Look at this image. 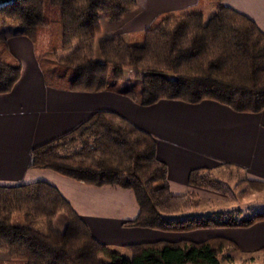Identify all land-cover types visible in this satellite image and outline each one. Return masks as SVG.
Listing matches in <instances>:
<instances>
[{
    "label": "trees",
    "instance_id": "1",
    "mask_svg": "<svg viewBox=\"0 0 264 264\" xmlns=\"http://www.w3.org/2000/svg\"><path fill=\"white\" fill-rule=\"evenodd\" d=\"M223 0H198L209 16L177 13L159 18L142 34V45L120 39L100 41V20L118 24L134 13L135 0H19L0 9V26L16 27L34 48L48 89L75 94L114 93L148 108L161 102L196 106L205 102L239 115L264 113V34ZM56 9L57 16L51 13ZM52 16V17H51ZM49 32L47 47L35 40ZM97 53L101 62L96 60ZM21 63L0 40V96L9 95L21 76ZM134 73L138 96L120 88ZM31 169L49 171L93 188L130 191L138 209L126 229L164 234L249 229L264 223V212L250 218L241 210L193 214L202 201L195 193L173 196L167 167L156 157V142L114 113L97 112L75 130L32 149ZM235 175L252 194L264 183L248 181L240 170L223 165L194 170L188 184L235 200L233 190L218 181ZM66 224L56 230L58 217ZM44 222L46 233L30 229ZM129 259L100 244L59 192L46 183L0 187V253L24 264H234L238 247L219 238L201 243H150L124 248ZM264 255L251 254L250 261ZM105 260L107 263H105Z\"/></svg>",
    "mask_w": 264,
    "mask_h": 264
},
{
    "label": "crops",
    "instance_id": "2",
    "mask_svg": "<svg viewBox=\"0 0 264 264\" xmlns=\"http://www.w3.org/2000/svg\"><path fill=\"white\" fill-rule=\"evenodd\" d=\"M137 10L118 24L101 26V41L120 39L142 42V34L167 14L191 12L198 0H135ZM223 5L250 20L264 34V0H223ZM4 39L21 63V76L13 91L0 96V187L34 183L54 187L88 227L93 238L111 249L150 243H201L219 238L233 242L241 254L264 249V223L249 229L209 230L188 234H164L126 229L138 209L130 191L93 188L49 171L31 169L32 149L70 133L97 112L114 113L156 142V157L167 167L173 196L206 193L188 184L191 171L213 170L223 165L240 170L248 181L264 183V113L239 115L205 102L196 106L161 102L144 108L114 94H75L48 89L35 60L32 44ZM133 40V41H132ZM211 200L207 201L210 202ZM65 218L56 220L62 233Z\"/></svg>",
    "mask_w": 264,
    "mask_h": 264
},
{
    "label": "rangeland",
    "instance_id": "3",
    "mask_svg": "<svg viewBox=\"0 0 264 264\" xmlns=\"http://www.w3.org/2000/svg\"><path fill=\"white\" fill-rule=\"evenodd\" d=\"M46 5L49 7V0H45ZM210 9L207 5H200L198 9L191 11V12H180V13H188V14H203L208 18ZM51 13L54 16H57L56 9H51ZM177 14V13H173ZM164 15L163 17L168 16ZM52 17V16H51ZM100 23L102 25L108 24L104 17H101ZM19 29L16 27H2L0 26V40L7 39L8 43L13 46L15 41L14 38L18 37ZM102 37H98L96 39L97 44L101 41ZM5 41V40H4ZM49 41V32L42 31L40 34L37 35L35 40V46L37 51L44 50ZM133 41V40H132ZM135 41V40H134ZM127 42L129 45L132 46H141L142 42L137 44V42ZM96 60L101 62V58L97 53L96 49ZM126 78H129L130 81H125L123 84H120V88L125 90H132L136 96L139 95L141 92V82L138 79L134 78V73L127 72ZM236 175V174H235ZM235 175H227L223 174L221 177H218V181L221 182L223 185L231 188L233 190L235 200L229 199L227 197L217 195L215 193H210L204 191L206 193H200L199 199L202 201L201 208L194 212L193 214H201L206 213L209 211L213 212H222V211H234V210H241L243 216L246 218H250L253 215L259 214L264 212V193L261 194H252L251 192L245 189L243 183H241ZM211 200L210 202H207ZM30 229L39 231L41 233H46V227L44 222H35L29 226ZM122 257L129 259V253L123 249H113ZM251 254H245L242 257V260H239L238 256H235L234 264H264V255H260L257 259L250 261ZM107 263L105 260H103ZM0 264H24L23 262H15L11 261L8 256L4 253H0Z\"/></svg>",
    "mask_w": 264,
    "mask_h": 264
},
{
    "label": "water",
    "instance_id": "4",
    "mask_svg": "<svg viewBox=\"0 0 264 264\" xmlns=\"http://www.w3.org/2000/svg\"><path fill=\"white\" fill-rule=\"evenodd\" d=\"M19 0H0V9L13 6Z\"/></svg>",
    "mask_w": 264,
    "mask_h": 264
}]
</instances>
